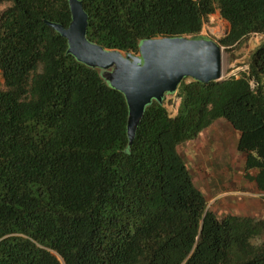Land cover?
Segmentation results:
<instances>
[{
    "label": "trees",
    "instance_id": "trees-1",
    "mask_svg": "<svg viewBox=\"0 0 264 264\" xmlns=\"http://www.w3.org/2000/svg\"><path fill=\"white\" fill-rule=\"evenodd\" d=\"M80 1L105 48L201 35L215 11L227 51L263 36L237 72L151 98L129 143L124 93L46 22L68 0H0V264H264V215H218L178 149L224 117L264 189V0Z\"/></svg>",
    "mask_w": 264,
    "mask_h": 264
},
{
    "label": "water",
    "instance_id": "water-1",
    "mask_svg": "<svg viewBox=\"0 0 264 264\" xmlns=\"http://www.w3.org/2000/svg\"><path fill=\"white\" fill-rule=\"evenodd\" d=\"M71 19L67 26L46 20L66 37L68 51L78 60L101 69L109 83L120 89L128 105L126 131L131 143L145 105L176 89L190 77L201 81L222 78L221 47L202 35H163L145 38L138 52L105 48L85 34L87 13L80 0H68Z\"/></svg>",
    "mask_w": 264,
    "mask_h": 264
},
{
    "label": "crops",
    "instance_id": "crops-1",
    "mask_svg": "<svg viewBox=\"0 0 264 264\" xmlns=\"http://www.w3.org/2000/svg\"><path fill=\"white\" fill-rule=\"evenodd\" d=\"M218 122L223 124L219 126ZM206 128L193 153L198 154L196 159L200 163L192 176L206 195L209 208L218 215L227 212L264 215V189H259L252 177L256 169L244 168V153L236 147L238 130L224 117Z\"/></svg>",
    "mask_w": 264,
    "mask_h": 264
},
{
    "label": "rangeland",
    "instance_id": "rangeland-1",
    "mask_svg": "<svg viewBox=\"0 0 264 264\" xmlns=\"http://www.w3.org/2000/svg\"><path fill=\"white\" fill-rule=\"evenodd\" d=\"M6 5H7L6 2L0 3V10L4 8ZM227 25H228L227 21L219 15L218 11H215L209 15L208 20L204 23L203 29L201 31V35L215 39L225 32ZM262 36H263L262 34H252L250 35L249 39L241 46L233 47L229 51H227L223 46H220L221 55H222L221 56L222 77L229 73H235L239 68L245 67V60L247 58L249 50L259 42ZM1 83L2 81H0V85ZM167 96H172V95L167 94ZM175 100H177V98H175ZM171 109L174 110V106H171ZM218 124L219 126H221L223 122H218ZM219 126L218 128H220ZM206 129L204 128V130ZM204 130L200 132V135L198 137L192 140H187L178 147L180 153L185 158L191 173L193 172V170L195 171V167L198 166V164L200 163V160L196 159L198 154L193 155V153L194 150H196L197 144L200 143L198 142V140L202 141L204 138L203 137L205 132ZM196 140L198 143L196 142ZM200 170H196V172Z\"/></svg>",
    "mask_w": 264,
    "mask_h": 264
}]
</instances>
